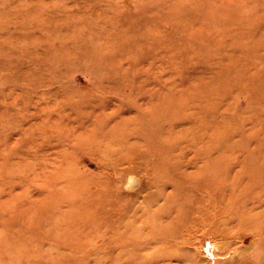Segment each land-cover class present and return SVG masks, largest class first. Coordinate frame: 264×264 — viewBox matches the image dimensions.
I'll use <instances>...</instances> for the list:
<instances>
[{
  "label": "rangeland",
  "instance_id": "rangeland-1",
  "mask_svg": "<svg viewBox=\"0 0 264 264\" xmlns=\"http://www.w3.org/2000/svg\"><path fill=\"white\" fill-rule=\"evenodd\" d=\"M0 264H264V0H0Z\"/></svg>",
  "mask_w": 264,
  "mask_h": 264
},
{
  "label": "bare ground",
  "instance_id": "bare-ground-1",
  "mask_svg": "<svg viewBox=\"0 0 264 264\" xmlns=\"http://www.w3.org/2000/svg\"><path fill=\"white\" fill-rule=\"evenodd\" d=\"M234 1V0H233ZM226 12H227V10H226ZM230 12V11H229ZM230 15V14H229ZM133 180V179H132ZM136 181V180H135ZM133 183V182H132ZM135 183V182H134ZM133 185V184H132Z\"/></svg>",
  "mask_w": 264,
  "mask_h": 264
}]
</instances>
